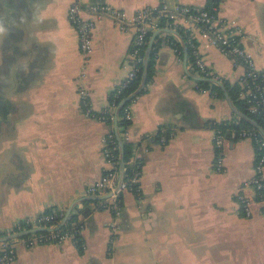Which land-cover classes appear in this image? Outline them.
Instances as JSON below:
<instances>
[{
    "label": "crops",
    "instance_id": "obj_1",
    "mask_svg": "<svg viewBox=\"0 0 264 264\" xmlns=\"http://www.w3.org/2000/svg\"><path fill=\"white\" fill-rule=\"evenodd\" d=\"M73 1L0 0V235L17 231V220L50 206L65 214L73 205L69 215L84 209L78 213L84 223L81 249L73 239L31 247L16 241L10 264H264V204L244 184L254 174V141L227 138L222 148L213 146L214 124L241 118L221 88V93L201 91L186 74L185 68L193 71L171 45L170 35L182 41L174 29L150 32L149 38L157 32L153 74L129 102L127 134L139 144L135 157L142 166L139 194L121 189L115 241L107 200H79L97 196L85 189L101 176L102 137L114 132V122L86 115L79 104L82 58L67 18ZM81 2L85 7L110 3L132 13L158 0ZM179 2L204 7L208 0ZM218 15L238 21L245 30L243 45L264 69V0H221ZM94 22L85 85L91 108L100 113L126 76L134 34L130 27L117 28L107 15ZM200 52L231 103L245 113L227 88L238 84L243 67L202 40ZM160 127L174 132L163 145L150 137ZM217 153L223 156L221 171L214 167ZM240 195L252 201L250 216L242 212Z\"/></svg>",
    "mask_w": 264,
    "mask_h": 264
},
{
    "label": "built area",
    "instance_id": "obj_2",
    "mask_svg": "<svg viewBox=\"0 0 264 264\" xmlns=\"http://www.w3.org/2000/svg\"><path fill=\"white\" fill-rule=\"evenodd\" d=\"M217 1L218 3L212 6V9L216 10V13L213 14L207 9L184 4L179 2V0H174L172 5L169 4L168 0H158L156 6H145L132 13L110 3H92L85 7L81 0L71 2L67 8V18L77 32L78 48L82 58L81 68L76 77V82L79 104L85 114L98 120L110 119L114 122L117 119L115 108L124 98H120L118 103L115 101L111 102L100 113H96L91 108L89 101L90 92L85 85L89 59L93 49L94 19L107 15L117 28L124 30L130 27L133 29L134 34L127 53L129 69L126 76L115 86V95L120 93L124 87L141 73L147 36L152 30L161 27L174 30L183 28L190 34L188 43L193 55V61L188 66L190 69H193V73L220 79L217 75L210 73L203 60L200 52L201 40L206 45L216 47L228 55L234 65L243 67L242 72L237 78V82L240 85L239 95L244 100L248 112L253 114L264 128V69L257 65L253 53L243 45L242 40L245 37V30L238 21L218 15V7L221 0ZM85 10L89 12V16L84 15ZM176 52L178 54V51ZM197 88L201 91L209 90L198 86ZM123 106H125V117L131 119L132 114L129 102ZM173 135V131L165 135H159L157 142L163 145L167 142L168 136ZM123 136L125 139H129L127 130L123 133ZM243 137H249L261 147H264V135L256 128H243L238 131L233 129L229 132L215 128L212 142L216 149H220L227 138L236 139ZM118 149L117 138L114 132H108L102 137L101 153L104 165L101 176L85 189V194L87 195H108L105 199L107 200V208L110 209L112 215L109 222L111 241H115L118 238V218L122 211V198L119 195L121 188H117L120 161V152ZM223 164V156L221 153H217L214 160L215 169L219 171L223 170ZM139 175L140 172L137 171L131 177L130 183L125 189L135 191V193L139 194ZM244 184L252 187L257 195L258 201L264 204V151L257 155L254 164V174ZM239 199L243 214L250 216L252 214L251 199L245 195H240ZM60 216L57 220H53L57 217V213L51 212L37 216L22 217L17 220L16 226L18 230L41 227L45 228L43 230L45 233L38 235L37 233L39 231L26 235L28 237L23 236L8 240L11 243L1 241L0 264H10L14 261L16 257V241H21L26 247L45 243L60 244L67 239H73L76 233L80 234L84 227L83 222L78 223V226L73 230L67 229L59 232L60 228L55 230L51 229L59 223L64 214L61 213Z\"/></svg>",
    "mask_w": 264,
    "mask_h": 264
},
{
    "label": "trees",
    "instance_id": "obj_3",
    "mask_svg": "<svg viewBox=\"0 0 264 264\" xmlns=\"http://www.w3.org/2000/svg\"><path fill=\"white\" fill-rule=\"evenodd\" d=\"M218 1L217 0H208L207 4L204 7H201L202 9H207L210 13H216V10L212 9V6L217 4ZM176 31H178L182 37V41H178L174 38L173 35H170L169 38L171 39V45L176 49V51H178V55L180 58L183 57V42L186 45L187 48V64H190L193 61V55L191 52V48L189 46L188 43V39L190 37L189 32L185 31L183 28H179ZM149 36H147V41L149 39ZM155 45V44H154ZM146 48V46H145ZM144 48V51H145ZM153 63H154V49L152 48L151 53H150V57H149V62H148V76H147V81L146 84L149 82V80L151 79V76L153 74ZM143 65V64H142ZM193 71V69H191ZM142 72V70H141ZM140 75L141 73H139L137 75V77L131 82L129 83L126 87H124L120 93H118L117 95H115V90H113L111 92V96H110V100L111 102L115 101L116 103L119 102L120 98L125 97L128 93H130L131 91H133L136 86L138 85V81L140 79ZM196 84L198 87H202V88H206L209 89L210 91H218L219 93H221V89L214 83L209 82V81H196ZM227 88L229 90V94L231 96V98L233 100H235L236 102H242L245 106L244 100L240 97L239 95V91H240V85L239 84H234L233 86L227 84ZM146 89V85L144 87V89L141 91L143 92ZM140 92V93H141ZM131 102V101H128ZM124 108L125 106L121 107V109L118 111L117 113V119H116V123H117V128H118V132H119V136L120 139L123 143V181H122V188H125L127 185H129L130 183V179L131 177L137 172V171H141V166H142V159L140 157H135V148L136 146H138V143H134L132 141H130L129 139H125L123 136V133L128 129L131 120L127 119L125 117V113H124ZM245 113L250 115L251 117H253L254 119L258 120L253 114H251L250 112H248V110L244 109ZM107 122H113L110 119L106 120ZM215 128H220L223 129V131H227L229 132L230 130H240L243 128H247V129H252L254 128L253 126H251L250 123H248L247 121L240 119L237 122L234 121H227V122H222V123H218V124H214ZM167 134V131H165L164 129H162V127L158 128L156 133H154L153 135H151V139L152 140H158L159 135H165ZM149 135H144V137L148 138ZM255 144V149H256V153L260 154L264 151V147H261L258 143L254 142ZM117 145H118V141H117ZM119 148V145H118ZM119 151V149H118ZM135 185V184H133ZM121 189H120V193L119 195L121 196ZM103 201V200H102ZM102 201H96V202H102ZM105 204V202H103ZM107 206V202L105 204ZM84 211V209H78L77 212L73 210V212H71V214L69 215L68 219L66 220V222L60 227L59 232H62L64 230L70 229L73 230L75 227L78 226V223L83 222L82 220H79L78 218V213H82ZM53 213L56 212L57 213V217H55L53 220H57L58 218H60V214L63 213L61 210H59L57 207L55 206H50L47 207L41 214H46V213ZM59 214V215H58ZM75 222V223H72ZM44 231H40L39 234H44ZM1 234V233H0ZM28 237V236H25ZM24 237V238H25ZM73 240L75 242V245L77 246L78 249H81L82 247V243L80 240V234L76 233L73 236ZM8 243H11V241H8Z\"/></svg>",
    "mask_w": 264,
    "mask_h": 264
},
{
    "label": "water",
    "instance_id": "obj_4",
    "mask_svg": "<svg viewBox=\"0 0 264 264\" xmlns=\"http://www.w3.org/2000/svg\"><path fill=\"white\" fill-rule=\"evenodd\" d=\"M163 30H167V31H172L171 29H163ZM177 35H179V37L182 39L180 33L178 31H174ZM157 32L152 33L151 37L148 39L147 44H146V48L144 51V57H143V65H142V72L140 75V79L138 81V85L136 86V88L131 91L130 93H128L117 105V107L115 108V114L117 115L118 111L121 109V107L127 103L128 101L132 100L135 96H137L145 87L146 85V81H147V76H148V62H149V57H150V53L153 47V40L154 37L156 35ZM183 54H184V64L186 65L187 63V48L185 43L183 42ZM185 72L186 74L194 79L195 81H209L212 82L214 84H216L219 88H221L224 91V94L228 100V102L231 104L233 111L243 120L247 121L248 123L251 124V126H253L254 128H256L257 130H259L263 135H264V128L263 126L253 117H251L250 115L243 113L241 111H239L232 103L231 100L229 99V96L226 92L225 89V84L217 78H209V77H205V76H201V75H197L191 71H189L188 68H185ZM114 134L117 138L118 141V145H119V152H120V161H119V176H118V182H117V188L120 189L122 186V181H123V143L120 139L119 136V132H118V128H117V123L116 121H114ZM108 195H97V196H85L82 197L81 199H79L80 201H85V200H100V199H105L107 198ZM73 205H71L67 211L65 212L64 216L62 217V219L59 221V223L54 226L51 229H58L60 228L68 219L69 217V213L71 211ZM50 229V228H49ZM45 230V228H41V227H36V228H28V229H23V230H18L15 232H11L8 234H4V235H0V242L1 241H8V240H12L14 238H20L26 235H29L31 233L34 232H39V231H43Z\"/></svg>",
    "mask_w": 264,
    "mask_h": 264
},
{
    "label": "rangeland",
    "instance_id": "obj_5",
    "mask_svg": "<svg viewBox=\"0 0 264 264\" xmlns=\"http://www.w3.org/2000/svg\"><path fill=\"white\" fill-rule=\"evenodd\" d=\"M70 5V4H69Z\"/></svg>",
    "mask_w": 264,
    "mask_h": 264
}]
</instances>
